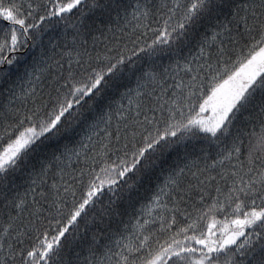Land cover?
I'll return each mask as SVG.
<instances>
[{
  "label": "snow or ice",
  "instance_id": "obj_1",
  "mask_svg": "<svg viewBox=\"0 0 264 264\" xmlns=\"http://www.w3.org/2000/svg\"><path fill=\"white\" fill-rule=\"evenodd\" d=\"M0 85V264H264V0H0Z\"/></svg>",
  "mask_w": 264,
  "mask_h": 264
},
{
  "label": "trees",
  "instance_id": "obj_2",
  "mask_svg": "<svg viewBox=\"0 0 264 264\" xmlns=\"http://www.w3.org/2000/svg\"><path fill=\"white\" fill-rule=\"evenodd\" d=\"M98 18L100 20V22L104 23L105 25L107 24V20L104 16H102L99 12L95 14V17L90 16L89 17V21L91 22L92 20ZM15 71L13 74V78H15ZM3 86L0 85V88H2ZM107 96H111L113 95L112 92H108L106 93ZM0 99H2V97H0ZM106 104V99H100L97 100L95 103V110L97 112H99L102 107ZM89 118L91 117L92 113L88 112L86 114ZM80 131L79 128H76L73 130V132L71 134H66L63 138H61V140L59 141H49L46 144L42 145L40 150L34 154H32V156L29 158L28 164L29 166H38L39 165V160L41 158L44 157L45 154L51 152L52 150H55L60 144L64 143L65 140H75L77 139V133ZM29 170L28 167H24L22 166L21 171L18 173L13 174L9 179L10 182H14L17 186H19L20 188L25 187L26 185L24 184V181L26 179V172ZM145 183H147V180L145 181ZM218 219H223V217H219Z\"/></svg>",
  "mask_w": 264,
  "mask_h": 264
}]
</instances>
